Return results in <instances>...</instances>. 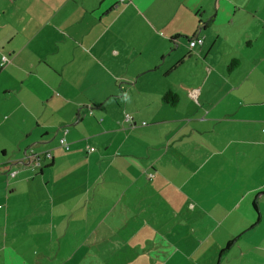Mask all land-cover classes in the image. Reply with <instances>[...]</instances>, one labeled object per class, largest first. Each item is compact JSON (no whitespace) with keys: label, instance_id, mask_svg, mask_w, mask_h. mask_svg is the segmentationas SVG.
I'll list each match as a JSON object with an SVG mask.
<instances>
[{"label":"crops","instance_id":"0c3cea01","mask_svg":"<svg viewBox=\"0 0 264 264\" xmlns=\"http://www.w3.org/2000/svg\"><path fill=\"white\" fill-rule=\"evenodd\" d=\"M248 1L0 0V264H264Z\"/></svg>","mask_w":264,"mask_h":264},{"label":"trees","instance_id":"16d2710c","mask_svg":"<svg viewBox=\"0 0 264 264\" xmlns=\"http://www.w3.org/2000/svg\"><path fill=\"white\" fill-rule=\"evenodd\" d=\"M163 102L168 103L169 105L173 106L176 102H178V94L175 92L167 91L163 96ZM7 167H4L3 170H6Z\"/></svg>","mask_w":264,"mask_h":264},{"label":"built area","instance_id":"2783aa9c","mask_svg":"<svg viewBox=\"0 0 264 264\" xmlns=\"http://www.w3.org/2000/svg\"><path fill=\"white\" fill-rule=\"evenodd\" d=\"M200 42H202V38H193V37H192V38H190V40H189V42H188V46H189V47H192V46L194 45V43L196 44V43H200ZM60 144H61L62 146H64L65 148H68V144H67V142L65 141L64 138H61V139H60ZM89 150H90V151L93 150V147H90ZM39 163H40V162H39V160H38L37 157H36L34 164H35V165H38Z\"/></svg>","mask_w":264,"mask_h":264},{"label":"rangeland","instance_id":"374dc122","mask_svg":"<svg viewBox=\"0 0 264 264\" xmlns=\"http://www.w3.org/2000/svg\"><path fill=\"white\" fill-rule=\"evenodd\" d=\"M237 2H241V4H242L241 6H245L248 3V7H250V1H248V0H237ZM217 9H218V7L214 11H212L211 14H213ZM196 18H198V15H196ZM195 24H196V20H195ZM214 24H216V22H214ZM105 264H109V263H105Z\"/></svg>","mask_w":264,"mask_h":264}]
</instances>
